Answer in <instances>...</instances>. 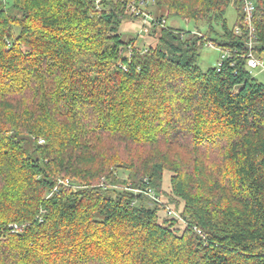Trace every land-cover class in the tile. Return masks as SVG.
Instances as JSON below:
<instances>
[{"label":"trees","instance_id":"1","mask_svg":"<svg viewBox=\"0 0 264 264\" xmlns=\"http://www.w3.org/2000/svg\"><path fill=\"white\" fill-rule=\"evenodd\" d=\"M131 1L0 0V264H264V85L240 1L152 0L220 27L230 54L205 72L190 32L123 42ZM253 24L261 58L264 0ZM165 173L182 230L130 192Z\"/></svg>","mask_w":264,"mask_h":264},{"label":"rangeland","instance_id":"2","mask_svg":"<svg viewBox=\"0 0 264 264\" xmlns=\"http://www.w3.org/2000/svg\"><path fill=\"white\" fill-rule=\"evenodd\" d=\"M13 0H2V3L7 9L12 5ZM137 2V1H136ZM148 12L153 17H163L166 22V27L172 29H179L184 32H190L189 38L199 39L198 43L201 44V48L198 50V57L196 59V66L202 71L205 72L210 68L217 67L218 63L221 60L223 51L218 48L216 41H222L223 33L219 26H212V30L207 28L205 23L195 24L193 21H185L178 17H168V11L163 7H156L152 0L148 2ZM236 8L233 4L229 5L226 9L224 19L226 21L227 27L232 29L236 21ZM15 13V12H14ZM124 16V17H123ZM147 28V30H146ZM19 33V29L16 25L13 26V35L16 36ZM119 35L123 42L134 41L135 45L139 48H147L154 46L156 44L158 34L150 35V28L146 25H143L141 19H133L128 17L126 13L123 12L122 21L119 28ZM263 67H264V55L261 56ZM249 72L253 78L264 85V68L258 69H249ZM120 180H125V173L120 172ZM58 181V180H57ZM59 179L58 183H60ZM66 185V184H63ZM169 176L167 173L164 174L162 182V190L157 194L158 200H153L152 198L143 195L137 187H133L130 192L134 195H140L141 198H144L145 205L148 207L158 208V216L160 219L169 218L167 217L166 211L171 210L175 213L173 219L177 220L176 227L182 230L184 228V223L180 219V211L182 209V204L178 203L170 195L169 192ZM51 195L47 194L45 199H48Z\"/></svg>","mask_w":264,"mask_h":264},{"label":"built area","instance_id":"3","mask_svg":"<svg viewBox=\"0 0 264 264\" xmlns=\"http://www.w3.org/2000/svg\"><path fill=\"white\" fill-rule=\"evenodd\" d=\"M150 0H141L138 3L136 1H131L130 3L126 4L125 7V13L126 15H128L129 17L132 18H137V19H141L143 25H146L148 28L151 27H166V22L164 19L159 20L153 16L150 15V13H148V2ZM240 4H241V12H242V22L244 25V28L246 30V33L248 34V39L245 43V46L247 48V52L244 56L245 61H246V66L249 69H258L261 68L263 69V62L262 59L257 57L254 53H253V46L255 44V38H254V34H255V27L253 24V20H254V12H255V0H239ZM99 2V0H96V4ZM147 30V28H146ZM234 34L235 35H239L240 34V29L239 27H235L233 29ZM146 50L143 51V53H145ZM223 55L221 56V60L218 63L217 67L220 66V63L222 60L226 59L227 57H229V52L228 50L223 51ZM60 184H68V180L64 179L60 181ZM142 192V191H141ZM142 193H144V195L152 198L153 200H158L157 195H155V193L151 190V189H146L144 190ZM167 216H175V213L171 210H167L166 211ZM13 228L16 229V226L13 225Z\"/></svg>","mask_w":264,"mask_h":264}]
</instances>
